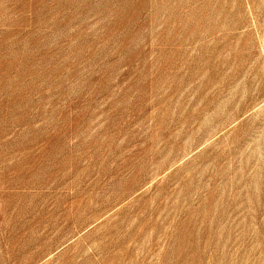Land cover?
Returning <instances> with one entry per match:
<instances>
[{"label":"rangeland","instance_id":"rangeland-1","mask_svg":"<svg viewBox=\"0 0 264 264\" xmlns=\"http://www.w3.org/2000/svg\"><path fill=\"white\" fill-rule=\"evenodd\" d=\"M0 264H264V0H0Z\"/></svg>","mask_w":264,"mask_h":264}]
</instances>
